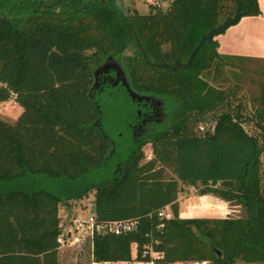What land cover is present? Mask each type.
<instances>
[{
	"label": "trees",
	"instance_id": "16d2710c",
	"mask_svg": "<svg viewBox=\"0 0 264 264\" xmlns=\"http://www.w3.org/2000/svg\"><path fill=\"white\" fill-rule=\"evenodd\" d=\"M239 2L241 17L259 14L257 0ZM235 6L168 0L163 10L150 6L139 15L111 1L0 0V103L12 98L21 108L12 124L0 120V264H58V206L90 189L96 221L135 222L120 234L92 233L93 262L147 261L146 246L159 253L158 264L264 262V81L248 107L225 80L229 64L213 39L187 69L160 66L184 63L199 36ZM108 58L132 92L167 103L165 121L138 140L129 126L144 109L121 85L91 87L92 69ZM220 108L227 113L211 115L210 129L181 124ZM112 112L123 125L114 133ZM148 140L156 146L140 163ZM168 167L173 176L163 175ZM181 185L243 213L179 217ZM164 207L171 216L160 219Z\"/></svg>",
	"mask_w": 264,
	"mask_h": 264
},
{
	"label": "rangeland",
	"instance_id": "374dc122",
	"mask_svg": "<svg viewBox=\"0 0 264 264\" xmlns=\"http://www.w3.org/2000/svg\"><path fill=\"white\" fill-rule=\"evenodd\" d=\"M102 2L111 1L114 3V6L118 8L122 13L129 14L135 12L139 15H145L150 6H154L163 10L167 4L168 0H101ZM131 51H125V54H130ZM229 64L223 69V75L225 76V80L227 83L239 87L238 94L243 100L246 102L248 107H251V97L257 92L258 84L264 81V63L262 62H250L246 61H228ZM207 76V75H206ZM205 77V79L210 82V77ZM239 95L237 97H239ZM126 105L124 104V107ZM21 112V108L17 106L14 100L11 98L6 102L0 103V120L4 121L8 124H12L18 115ZM226 111L222 108L217 109L213 113L208 114L203 118H195L193 119V115L183 117L181 119V124L187 126L190 130L194 132H202L205 129H210L211 122L208 118L210 116H220L224 114ZM227 113V112H226ZM107 128L110 132L114 133L117 130L123 129V125H117L113 123V119L115 115L112 113H107ZM119 118L116 116V119ZM206 118V119H205ZM122 119V118H121ZM120 120V118H119ZM106 125V122H105ZM156 144V143H155ZM156 146V145H155ZM152 141H146L144 144L140 146V150L142 152L140 163L146 161L147 159L152 157V149L155 147ZM164 176H173L171 169L164 168L163 170ZM210 195H213L209 193ZM179 196H181L180 202L181 206L186 210L187 208L193 206L202 207L204 204L203 201L198 199L196 196H199L197 193V187H190L181 185L179 190ZM219 198L216 195H213ZM93 199V190L90 189L83 197L80 199L69 200L67 202V206L59 205L58 206V216H59V225L61 228V232L66 233V231H70V236L66 238L63 236V243L58 247V264H158L154 262V258L159 257V253L151 250L150 246L144 247L145 250L148 251L149 257L152 259L150 263L149 260H134L131 259L129 261H108V262H93L91 261V257L89 254V236L86 231L76 232L74 230V225L72 219L76 216L86 217L90 205L92 204ZM221 199V198H219ZM224 201L223 199H221ZM227 205H229L231 212L225 216H221V214L216 211V213L211 214L210 218L217 217H238L243 213L242 207L238 204H233L225 201ZM185 210V211H186ZM191 213V212H190ZM220 214V215H219ZM191 215V214H188ZM194 215L192 214V217ZM208 217V216H207ZM132 257L134 255V246L132 248ZM157 257V258H158ZM170 264H207L206 262H174ZM232 264H264V262H250L246 263L243 261H235Z\"/></svg>",
	"mask_w": 264,
	"mask_h": 264
},
{
	"label": "crops",
	"instance_id": "0c3cea01",
	"mask_svg": "<svg viewBox=\"0 0 264 264\" xmlns=\"http://www.w3.org/2000/svg\"><path fill=\"white\" fill-rule=\"evenodd\" d=\"M257 6L258 15L241 17L236 24L228 27L222 34L213 38L216 43V53L226 58L227 62L249 60L250 62L264 63V0H257ZM196 197L203 201L205 205L199 208L191 206L186 210V205L185 209L183 208L184 206H181V196L177 195L179 217H192V214L194 215L193 217H209L216 211L221 216H225L231 212L229 205L225 201L209 193ZM133 246L131 245V254L133 253Z\"/></svg>",
	"mask_w": 264,
	"mask_h": 264
},
{
	"label": "flooded vegetation",
	"instance_id": "af4514ba",
	"mask_svg": "<svg viewBox=\"0 0 264 264\" xmlns=\"http://www.w3.org/2000/svg\"><path fill=\"white\" fill-rule=\"evenodd\" d=\"M113 61H115V60H113ZM103 63H105V65H104L105 67H100V65H101L100 64L99 66L92 69V71H91V73H92L91 87L93 89H97V88H99V86L117 85V84L124 87L123 82H122V80H123L122 76L120 74L116 73V70L112 66L113 62L110 61L108 58ZM119 68H120L121 72L123 73L120 65H119ZM123 77H124V81H125L124 73H123ZM125 83H126V81H125ZM138 95H140V94H138ZM143 96H146V95H143ZM157 100H158V102H157ZM134 102H135V105H137V107L144 109L143 113H141L139 110L135 111L136 117L138 119L137 123L129 126L130 135L135 140H138L143 135H145L148 131H152L154 126L161 124L165 121L166 116H167V110H166L167 109V107H166L167 103H164L161 99H157V98L156 99L153 98V100H147V101L146 100H140V101L134 100Z\"/></svg>",
	"mask_w": 264,
	"mask_h": 264
},
{
	"label": "water",
	"instance_id": "95a60500",
	"mask_svg": "<svg viewBox=\"0 0 264 264\" xmlns=\"http://www.w3.org/2000/svg\"><path fill=\"white\" fill-rule=\"evenodd\" d=\"M236 6H235V10L233 12V14L230 17H226L224 18L220 23H218L215 27L209 29L207 32H205L204 34H201L198 38L197 43L195 44V46L191 49L188 57L186 58L184 63H180L177 60H175L172 64H160L161 67L166 68L169 71H174L178 68L181 69H187L192 62V59L194 57V55L196 54V52L198 50H201L203 47L204 43L209 44L210 41L215 37L218 36L220 34H222L228 27L234 25L237 23V21L240 19L241 17V12H240V2L239 0H235ZM141 54L142 57L145 60L143 51L141 50ZM110 61L113 62L112 66L113 68L116 70L117 74H120L122 76V82L123 85L125 87L126 92L128 93V96L130 97L131 100H136V101H140V100H153V97L151 96H143V95H138L134 92H132L127 84L124 81V77H123V73L121 72L119 65L113 61L111 58H109ZM105 63L101 64L100 67H105L104 66ZM158 102V100H157ZM90 211L93 213L94 212V205L92 204L90 207Z\"/></svg>",
	"mask_w": 264,
	"mask_h": 264
},
{
	"label": "built area",
	"instance_id": "2783aa9c",
	"mask_svg": "<svg viewBox=\"0 0 264 264\" xmlns=\"http://www.w3.org/2000/svg\"><path fill=\"white\" fill-rule=\"evenodd\" d=\"M166 208V209H165ZM157 216L161 218H168L171 216L170 211L167 207L159 209L157 211ZM74 230L76 232L86 231L87 235L90 237L92 233H113V234H120L123 232L130 231L133 229L135 222L132 219H115V220H107V221H96L94 213L88 210L87 216H76L72 219ZM162 224L160 223L159 226ZM70 231H66V233L61 232L55 238L58 245H62L63 243V236L65 235L66 238L70 236ZM145 251L143 250V253ZM158 257V255H157ZM155 257V258H157ZM145 262V261H144ZM149 262H152V259H149ZM138 264V263H137Z\"/></svg>",
	"mask_w": 264,
	"mask_h": 264
}]
</instances>
